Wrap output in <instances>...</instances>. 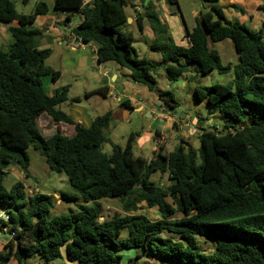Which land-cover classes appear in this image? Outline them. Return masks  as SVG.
<instances>
[{"label": "trees", "instance_id": "trees-1", "mask_svg": "<svg viewBox=\"0 0 264 264\" xmlns=\"http://www.w3.org/2000/svg\"><path fill=\"white\" fill-rule=\"evenodd\" d=\"M82 1L56 0L52 11L41 2L33 14L23 15L11 0H0V24L8 26L12 38L7 49L0 47V214L6 216L0 219V230L13 239L0 253V264L13 257L18 264L35 257L50 264L63 252L70 263L121 264L124 253L131 251L137 255L128 264L145 258L159 264H264V23L259 31L251 30L229 21L221 0H201L197 26L187 29L185 47L160 19L156 2L162 0H141L140 7L131 0H95L89 6ZM166 2L179 8L178 0ZM129 7L141 31L145 22L149 25L154 35L150 49L161 56V64L139 58L128 26ZM51 13L65 14V25L79 17L72 30L76 39L96 46L100 64H118L150 92L157 89L162 72L169 83L189 80L192 74L195 80L214 72L234 74L227 85L195 89L198 102L225 119L224 128L198 125L199 149L181 142L164 154L160 146L146 160L134 154L139 133H131L125 147L111 140V112L89 127L79 125L60 107L81 99L70 100L68 88L52 96L44 88V78L57 81L60 73L47 65L52 50L40 49L43 34L33 25ZM225 40L234 45L236 65H223L211 48V43ZM158 96L168 111L176 112L179 103L172 92ZM120 106L131 109L128 101ZM44 115L72 126L73 135L57 131L45 137L39 126ZM106 144L111 154L103 152ZM30 147L45 157L51 171L68 177L74 193L62 198L85 205L50 217L55 196L27 197L23 182L5 188L13 162L29 176ZM155 172L166 174L170 185L157 187L151 181ZM113 198L119 199L125 215L105 219L100 202ZM143 203L157 209L160 219L136 214ZM125 230L128 236L122 239ZM164 232L181 240L161 238ZM197 238L213 242L214 251H204ZM206 240L203 244H209Z\"/></svg>", "mask_w": 264, "mask_h": 264}, {"label": "rangeland", "instance_id": "rangeland-1", "mask_svg": "<svg viewBox=\"0 0 264 264\" xmlns=\"http://www.w3.org/2000/svg\"><path fill=\"white\" fill-rule=\"evenodd\" d=\"M56 0H11V2L15 5L16 10L19 14L23 15H31L34 13L36 6L43 2L46 3L49 7V9L52 11L53 7L55 5ZM180 6L183 14V18L186 22L187 27L194 26L196 20L193 17L194 11H197L198 13L201 12V2L200 0H179ZM132 2V1H131ZM172 6V5H171ZM131 9L130 7L127 9V12H129ZM133 13V11H132ZM53 14V13H52ZM130 24H133L132 22ZM133 28H131V31L134 35V43L133 46L136 49L139 58H146L156 64L162 63V58L159 54H156L154 52H151L149 48L150 44V37L146 35L145 32H142L139 29V26L137 23L132 25ZM192 30V28H191ZM152 36V35H150ZM154 37V36H153ZM12 38L10 33L8 32V26L0 24V47L3 49H7L8 46L11 44ZM211 48L215 52H217L220 55L221 61L223 65H236L239 63L238 55L235 51L234 45L230 40H225L219 43H211ZM89 52V50H88ZM90 53V52H89ZM61 56H56L55 58H52L51 60L47 61L48 66H52L55 69H58L59 72H63V77L60 80L58 87L64 88L67 86L72 85V92L69 94L70 97H80L83 101L81 106H87L89 104V100H92L93 108H94V114H102V107H97L96 104L102 100V98H99L98 95L91 96L90 99H86L85 93L88 91H91V89H95L99 85L100 81V75L99 71L100 69L89 62V67H84L81 70H74V68H69L67 70H63L62 66H69V63H72L73 60H67L62 61ZM104 68L107 70H112V75L119 74V79L117 82H114L115 79H111V83L114 85L117 83L119 86L120 83H124L125 86H129L130 84L134 83L130 72L126 69H122L118 64L114 62L107 63L103 65ZM234 78V74H225L221 75L217 72H214L207 78H201L195 80L194 78L189 77V80L187 81V89H178L177 87H174V83H169L164 79L159 78L158 79V86L157 89L154 92L148 91L151 96V100L153 97L159 99V94L164 91H170L173 93L174 98L179 103V106L177 108V116L184 117L190 120V117H204L208 118L213 124L216 126H219L220 128H224L225 126V119L219 115V114H213L211 112V108L207 105V103H199L195 94V89L197 86L202 85L205 87H211L215 84H223L227 85L230 81H232ZM180 81H184L183 79ZM141 86V85H139ZM144 87V86H141ZM130 94L132 91L127 90ZM73 99V98H72ZM141 99H144L142 97ZM105 102L109 103L110 98L104 99ZM77 104V103H75ZM144 104L146 102L144 101ZM65 105V104H64ZM63 106V105H62ZM61 106V110H62ZM161 106H163V102L158 101L156 103V112L154 119L150 118V115H148V111L142 118H139V113H135L130 109L128 110L129 115V123L125 125V130H120L119 133H122V137L115 139L119 142V145L121 147L126 146V142L128 139V136L130 133H139V135H143L144 131H146L148 128H153L154 130H160L162 134H164V137H160L158 139V142L165 145L164 154H169L173 152L180 144L181 142L187 143L189 146H192L194 149H199L200 143L199 139L196 136H190L188 130L189 128L182 127L181 129H177L174 127L176 126L175 120H171L170 115L171 112L168 111V114H166L167 120H170V122L162 121V119L159 118V115L161 114V109H159ZM68 108V105L63 106V110H66ZM62 110V111H63ZM167 112V111H166ZM149 116V117H148ZM157 120H156V119ZM192 121V120H190ZM43 128L42 133L45 137H48L50 135V132L53 130L52 127L49 126V128L46 127L45 122H43ZM198 127V124H197ZM60 132V131H59ZM66 133V132H64ZM126 134V135H125ZM125 135V136H124ZM139 136V137H140ZM138 137V138H139ZM137 138V139H138ZM103 152L106 154H111L112 149L110 145H104L103 146ZM29 159H30V166L28 168V175L26 174L23 169L18 166L17 164L12 165L8 171L7 176L4 179V186L6 189L10 190L17 182H23L25 184V194L27 197L34 196L35 194H44V195H53L56 197V204L55 207L50 212V217L55 216H61L66 215L71 212L77 211L78 208L81 205H85L81 201H74V202H67L62 198L63 193H74V190L71 188L69 184L68 177L65 174H58L56 172H53L49 169L45 157H43L39 151L35 150L34 147H30L27 150ZM136 157H141L146 160H150L149 158L151 153L142 152L138 147H136L134 152ZM149 158V159H148ZM151 181L157 186V187H167L170 185V182L168 180V177L166 174H161L159 172H155L151 176ZM169 203H172V199H168ZM102 212L105 219H111L116 216H124L125 213L122 209V205L119 202L118 198L113 199H107L100 202ZM88 206V205H87ZM139 211L136 214L145 215L149 217L151 220L156 221L160 219L159 213L157 209H150L147 207L145 203L141 204ZM7 210H9V207H7ZM181 217V214H177L175 216L176 219H179ZM0 238H3L4 240H13L11 235L8 232H2L0 230ZM128 231H123V234L121 236L122 239L127 238ZM161 238H167L172 239L174 241H180V237L175 234H171L168 232H164L160 235ZM198 242L200 243L201 247L204 246V251L207 253H212L215 249V244L213 242H210L204 238H197ZM203 240H206L209 242L203 244ZM124 255H127L124 259V262L122 264L127 263V257L129 256L127 252H125ZM30 263L35 264V262H39V258H32L29 259ZM66 260V253L63 252V257L61 259L52 261L50 264H67ZM139 264H158L154 259H141L139 261Z\"/></svg>", "mask_w": 264, "mask_h": 264}, {"label": "crops", "instance_id": "crops-1", "mask_svg": "<svg viewBox=\"0 0 264 264\" xmlns=\"http://www.w3.org/2000/svg\"><path fill=\"white\" fill-rule=\"evenodd\" d=\"M134 5H140L141 0H131ZM167 0H162L160 2H156L157 10L160 14L161 21L168 26L169 33L172 35L173 39L176 41L178 45H182L185 47L189 46V41L186 37L187 35V29L191 30V28H195L197 26V19L200 17L201 12L194 11L193 17L195 18L196 22L194 26L187 27L186 22L183 18L180 1L178 0L179 8L176 6H171L166 2ZM201 4L202 1L200 0ZM219 5L223 8L224 14L226 18L230 22H238L240 24H244L251 30L259 31L263 28L264 23V0H221ZM140 7V6H139ZM202 8V5H201ZM129 14V18L132 20L128 22L129 30H131L132 25L136 23V15L134 12L132 13V10L127 12ZM81 21L79 17H76L73 22L68 23L67 25L64 24L66 20L65 14H58V13H51L47 15L46 17L39 18L36 23L33 25V28L38 29L42 32L43 38L40 42V49H51L52 54L50 58L47 60H51L52 58H55L56 56H61L62 61L73 60L72 63H69V66H62L61 68L65 71L69 68H74V70H81L84 67H89V62L96 65L100 71V81L99 85L95 89H91V91H88L85 93L86 99H90L93 95H98L99 98H102L96 106L102 107L103 115L107 112L112 113V124L109 129V136L111 140L119 145V142L115 139V137L120 138L122 137V133H119L120 130H125V125L129 123V115L128 110L125 108H122L120 105L124 101H128L131 109L135 113H139V118H142L148 111V115H150V118L154 119V114L156 112V103L160 101L158 98L153 97L151 100L150 93L147 91L145 87H141L135 83L130 84L129 86H125L124 83H120L118 86L117 83L114 85L111 83V79H115L114 82H117L119 79V74L112 75V70H107L104 68L103 65L100 64L97 59L96 55V46L93 44L89 45H79V43L76 40V37L72 33V30L76 27V25ZM133 24H130V23ZM17 24H13V26H16ZM148 37H150V44L154 41V35L149 27V25L145 22V29L144 31ZM152 35V36H150ZM89 50V52H88ZM151 50V49H150ZM152 52V51H151ZM55 71L59 72L58 69L53 68L52 66H49ZM60 73V78L57 81H54L51 77H46L43 79L44 88L48 95L52 96L56 92H60L65 88H68V97L70 100L73 99H81L80 97H70L69 94L72 92V85L60 88L58 87V84L60 80L63 77V72ZM164 73L162 72L159 75V78L163 79ZM194 76V74L191 75V77ZM184 81H179L173 84L174 87H177L178 89H187V81L186 79H183ZM131 90L133 94H130L127 90ZM102 90L101 94H93L94 92ZM86 95H89L88 97ZM90 97V98H89ZM144 97V99H141ZM110 98V102L107 103L104 101V99ZM144 101L146 104H144ZM83 103L82 99L77 103H71L67 102L65 105H68V108L66 110H63V104L62 110L63 112L67 113L76 123H78L81 126L89 127L93 121L102 116V114H94V108L92 100H89L88 107L87 106H81ZM61 109V107H60ZM159 109L160 111L164 112V119L162 121L170 122V120H167L166 114L170 115L168 113V110L163 105ZM167 111V112H166ZM170 112V111H169ZM176 112L171 113L170 115L171 120H174V117L177 116ZM149 117V116H148ZM178 122H187L190 121L193 125L197 126L205 125V126H213L214 124L207 118L204 117H190V120L184 117L177 116ZM156 119V118H155ZM161 119V118H160ZM157 120V119H156ZM43 122H45L46 127L49 128L52 127L53 130L50 132L51 136L53 133L60 131L63 135L66 136H72L73 135V127L70 125H66L63 123H55L50 117L44 115L40 117L39 119V126L40 129L43 128ZM175 126V125H174ZM177 129H181V124H177ZM45 127V126H44ZM42 131V130H41ZM66 132V133H64ZM131 134V133H130ZM129 134V135H130ZM126 135V134H125ZM124 135V136H125ZM48 136V137H49ZM165 135L162 134L160 130H154L153 128H148L146 131H144L143 135H141L138 139H136L135 146H134V152L136 147H138L142 152L151 153L149 158L153 157L156 152H158V149L162 144L158 142V139L160 137H164ZM120 146V145H119ZM164 150H165V145ZM148 158V159H149ZM160 216V214H159ZM160 218V217H159ZM1 233V232H0ZM12 243V240H4L3 238H0V253L7 251V246ZM125 254V253H124ZM129 255L127 257V263L134 259L137 255V252H127ZM127 255H124V258ZM145 259H152V258H145ZM143 259V260H145ZM67 260V257H66ZM68 262V260H67ZM28 264L30 263L29 260H27ZM8 264H18L17 260L13 257L11 258L10 262ZM35 264H45L42 260L39 262H35ZM67 264H78V263H70ZM122 264V263H121ZM159 264V263H158Z\"/></svg>", "mask_w": 264, "mask_h": 264}, {"label": "built area", "instance_id": "built-area-1", "mask_svg": "<svg viewBox=\"0 0 264 264\" xmlns=\"http://www.w3.org/2000/svg\"><path fill=\"white\" fill-rule=\"evenodd\" d=\"M94 1L95 0H83L82 4H83V6H89V5L93 4ZM76 40L79 43V45H82V46L84 45L81 42V40H79V39H76ZM164 115H165V113L161 111V114L159 115V118L164 119ZM174 120H175L176 124H179V125L181 124L182 127L189 128L188 132H189L190 136H199V135H201V133L198 131L197 126L193 125L190 121H187V122L180 121V122H178L177 116L174 117ZM0 219H6V216L1 213L0 214Z\"/></svg>", "mask_w": 264, "mask_h": 264}, {"label": "water", "instance_id": "water-1", "mask_svg": "<svg viewBox=\"0 0 264 264\" xmlns=\"http://www.w3.org/2000/svg\"><path fill=\"white\" fill-rule=\"evenodd\" d=\"M149 2V0H146V3H148ZM132 19L131 18H128V22H130ZM78 22H79V19H78ZM16 163L15 162H13V165H15Z\"/></svg>", "mask_w": 264, "mask_h": 264}, {"label": "clouds", "instance_id": "clouds-1", "mask_svg": "<svg viewBox=\"0 0 264 264\" xmlns=\"http://www.w3.org/2000/svg\"><path fill=\"white\" fill-rule=\"evenodd\" d=\"M96 50H97V48H96ZM162 146H163V144H162Z\"/></svg>", "mask_w": 264, "mask_h": 264}]
</instances>
